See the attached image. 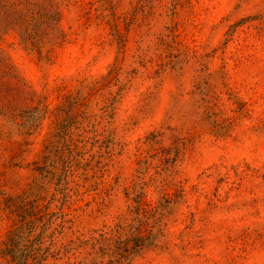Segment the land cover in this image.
<instances>
[{
    "label": "rangeland",
    "instance_id": "374dc122",
    "mask_svg": "<svg viewBox=\"0 0 264 264\" xmlns=\"http://www.w3.org/2000/svg\"><path fill=\"white\" fill-rule=\"evenodd\" d=\"M0 24V264H264V0Z\"/></svg>",
    "mask_w": 264,
    "mask_h": 264
},
{
    "label": "trees",
    "instance_id": "16d2710c",
    "mask_svg": "<svg viewBox=\"0 0 264 264\" xmlns=\"http://www.w3.org/2000/svg\"><path fill=\"white\" fill-rule=\"evenodd\" d=\"M2 26V24H0Z\"/></svg>",
    "mask_w": 264,
    "mask_h": 264
}]
</instances>
